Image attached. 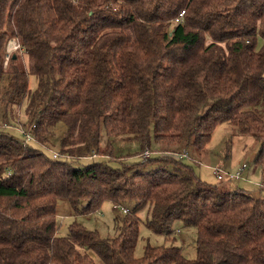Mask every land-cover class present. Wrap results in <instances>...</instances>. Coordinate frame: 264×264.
<instances>
[{
  "label": "trees",
  "instance_id": "16d2710c",
  "mask_svg": "<svg viewBox=\"0 0 264 264\" xmlns=\"http://www.w3.org/2000/svg\"><path fill=\"white\" fill-rule=\"evenodd\" d=\"M0 103L1 121L25 104L35 125L25 143L0 124V264H264V0H0ZM220 124L260 143L262 196L196 169ZM119 137L137 149L118 154ZM62 198L128 212L112 237L77 220L61 234ZM145 208L166 241L177 221L196 228V257L151 243L137 256Z\"/></svg>",
  "mask_w": 264,
  "mask_h": 264
},
{
  "label": "rangeland",
  "instance_id": "374dc122",
  "mask_svg": "<svg viewBox=\"0 0 264 264\" xmlns=\"http://www.w3.org/2000/svg\"><path fill=\"white\" fill-rule=\"evenodd\" d=\"M15 40V39H10ZM9 40V41H10ZM17 42V40H15ZM13 42V41H12ZM11 42V43H12ZM14 43V42H13ZM18 43V42H17ZM9 44V42H8ZM7 44V46H8ZM11 45V44H10ZM15 51H18L15 50ZM13 51V53L15 52ZM7 52V47H6ZM8 60V59H7ZM6 60V61H7ZM5 63V67H6ZM37 84V79L34 76H30V86L34 88ZM4 104L0 103V124L3 127L9 129H15L16 131L20 128L22 121H25V104L22 107L18 108L15 113V117L10 122H3L2 113ZM55 133L52 138V144L48 146H44L43 150L47 153L53 151L59 153L58 142L59 139L64 131V127L59 125L55 128ZM19 138H22V134H17ZM117 153H128L131 152L133 149H137L138 145L131 143L127 145V143L120 139L118 142L115 141ZM260 148V143L255 140L253 136L243 135L238 132L237 128H234L227 124H220L216 127L213 132L212 139L209 143L207 154L203 157H196V169L200 172L202 178L205 181L210 183H218L222 188H231L229 185L231 184L234 186L236 183L240 187H244L252 192V194L256 196H264V194L259 195L260 192V185L261 182V174L259 169L256 170L254 177H252V172L256 169L254 165V158L258 153ZM145 155V154H144ZM95 156H89L84 158L85 161H93ZM143 157L141 156H134L130 157L129 161H138L141 160ZM199 164H198V163ZM246 162L249 165V170L244 176L247 178L249 176V183L244 182V180L240 182H233L229 183L228 181L220 182L218 181L215 176L213 175L210 167L215 168H223L227 171H236L242 163ZM148 164V163H147ZM151 165L142 164L136 167V170H147ZM251 170V173H250ZM58 220L61 224L60 226V233L63 234L67 231L68 225L77 220L78 222L84 224L89 229L98 230L100 234L104 237H112L115 234V217L122 216L123 212L121 208L114 207L111 202H105L100 211L90 214H75V211L70 204V202L62 198L58 202ZM147 208L142 209L139 211L138 215L141 219L140 230H141V237L138 242L136 248V255L141 256L143 254L145 245L147 243H151L153 245L156 244H166V245H177L183 249V253L187 258L194 259L196 257V237H197V230L193 227H184L181 221H177L175 223V242L166 241L163 236L156 235L152 233L145 225V221L147 218ZM97 264H103L102 261L97 257L94 256Z\"/></svg>",
  "mask_w": 264,
  "mask_h": 264
},
{
  "label": "built area",
  "instance_id": "2783aa9c",
  "mask_svg": "<svg viewBox=\"0 0 264 264\" xmlns=\"http://www.w3.org/2000/svg\"><path fill=\"white\" fill-rule=\"evenodd\" d=\"M14 42L13 48L10 47L11 42ZM20 48V45L15 41V40H10L9 44L7 46V59L9 58L10 54L13 53V51L17 50ZM7 63V61H6ZM35 125H32V127H29L28 129L25 128L24 126H20L21 129H19V132L22 134L24 142H30L35 140V135L33 132V128ZM92 154L95 156L96 155V150L93 149ZM144 156H149L150 152L146 150L144 152ZM179 157L181 158H191L192 154L190 153L189 149H182L178 153ZM53 156L54 158H57L60 156V153L54 152L53 151ZM247 169L246 164H243L241 167H239L236 171H227L222 168H215V174L219 179L223 178H228V179H244L245 176V171ZM10 173V172H9ZM122 212H128V208L124 206H120Z\"/></svg>",
  "mask_w": 264,
  "mask_h": 264
},
{
  "label": "crops",
  "instance_id": "0c3cea01",
  "mask_svg": "<svg viewBox=\"0 0 264 264\" xmlns=\"http://www.w3.org/2000/svg\"><path fill=\"white\" fill-rule=\"evenodd\" d=\"M247 172H248V171H247ZM250 173H251V170H250ZM255 173H256V171L253 170V172H252V177H254ZM245 175H246V174H245ZM247 177H249V176H247ZM247 183H249V182H247Z\"/></svg>",
  "mask_w": 264,
  "mask_h": 264
},
{
  "label": "bare ground",
  "instance_id": "6f19581e",
  "mask_svg": "<svg viewBox=\"0 0 264 264\" xmlns=\"http://www.w3.org/2000/svg\"><path fill=\"white\" fill-rule=\"evenodd\" d=\"M13 45H14V43L12 42L11 45H10V47L13 48Z\"/></svg>",
  "mask_w": 264,
  "mask_h": 264
},
{
  "label": "water",
  "instance_id": "95a60500",
  "mask_svg": "<svg viewBox=\"0 0 264 264\" xmlns=\"http://www.w3.org/2000/svg\"><path fill=\"white\" fill-rule=\"evenodd\" d=\"M15 57V56H14Z\"/></svg>",
  "mask_w": 264,
  "mask_h": 264
}]
</instances>
